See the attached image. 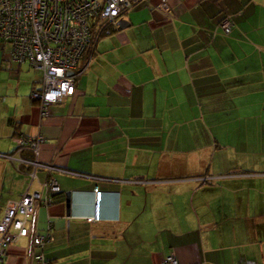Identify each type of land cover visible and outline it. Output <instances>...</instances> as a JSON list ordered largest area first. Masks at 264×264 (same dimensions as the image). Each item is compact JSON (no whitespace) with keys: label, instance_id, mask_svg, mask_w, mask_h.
Masks as SVG:
<instances>
[{"label":"crops","instance_id":"crops-1","mask_svg":"<svg viewBox=\"0 0 264 264\" xmlns=\"http://www.w3.org/2000/svg\"><path fill=\"white\" fill-rule=\"evenodd\" d=\"M157 5L109 28L75 95L46 118L31 98L39 71L8 62L0 42V154L43 136L39 161L77 174L54 173L60 192L38 212L39 233L53 225L49 264H162L171 253L180 264H264V0ZM24 170L0 213L47 179L39 170L31 184ZM31 256L21 239L4 264H39Z\"/></svg>","mask_w":264,"mask_h":264},{"label":"built area","instance_id":"built-area-1","mask_svg":"<svg viewBox=\"0 0 264 264\" xmlns=\"http://www.w3.org/2000/svg\"><path fill=\"white\" fill-rule=\"evenodd\" d=\"M145 0H0V42L10 46L7 60L28 65L42 73L40 88L31 98L39 103L42 118L49 116L50 107L75 95L81 77L89 70L97 55L98 44L112 26L135 6ZM171 0H158L157 8L170 12ZM234 23L225 15L220 28L230 36ZM17 149L0 157L14 163L19 173L28 169L31 184L37 172L45 170L47 179L40 191L29 189L18 201H10L0 213V264H4L8 249L21 239H29L31 258L39 264H49L43 251L54 240L53 225L38 232V212L54 203L60 187L53 176L56 172L77 175L52 164L39 161V153L46 143L43 136L22 135L16 139ZM217 177H205L204 182ZM96 213L100 220L102 192L94 189ZM162 264H180L175 253Z\"/></svg>","mask_w":264,"mask_h":264},{"label":"rangeland","instance_id":"rangeland-1","mask_svg":"<svg viewBox=\"0 0 264 264\" xmlns=\"http://www.w3.org/2000/svg\"><path fill=\"white\" fill-rule=\"evenodd\" d=\"M7 49H10V46H6ZM35 73V72H34ZM39 77L42 78V74L39 72H36ZM7 163L6 160L0 158V208L3 207L4 202L6 201L7 198H9V194L11 192L10 186H13L12 183L13 180L15 179V176H19L20 174L15 170V168L10 164V162L7 164L5 167L4 164ZM3 176H5V179H3ZM16 187H14L15 189ZM13 189V190H14Z\"/></svg>","mask_w":264,"mask_h":264},{"label":"water","instance_id":"water-1","mask_svg":"<svg viewBox=\"0 0 264 264\" xmlns=\"http://www.w3.org/2000/svg\"><path fill=\"white\" fill-rule=\"evenodd\" d=\"M128 26V23L124 20H121L118 22V29L119 30H124L126 27ZM70 196H71V193H67V200H66V203H67V208L69 209L70 207Z\"/></svg>","mask_w":264,"mask_h":264}]
</instances>
